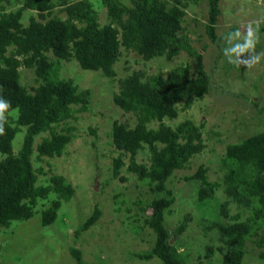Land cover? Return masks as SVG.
<instances>
[{
  "label": "trees",
  "instance_id": "1",
  "mask_svg": "<svg viewBox=\"0 0 264 264\" xmlns=\"http://www.w3.org/2000/svg\"><path fill=\"white\" fill-rule=\"evenodd\" d=\"M219 1L206 0L204 29L212 42L218 37L215 26ZM188 2L198 0H101L107 20L100 24L90 0H19L17 8L8 10L5 6L10 0H0V103L9 105L0 113V128L4 129L0 153L5 155L0 160V230L13 220L30 218L38 199L52 192L55 197L40 211L39 219L41 226L50 225L58 218L62 201L70 200L75 192L63 175L54 172L45 184L37 183L38 174L50 169L34 167L32 160L33 154L46 163L67 154L73 137L71 127L57 130L55 125L75 118V112L85 111L91 98L89 88L79 89L73 79L58 75L61 61L74 59L81 68L98 70L110 79L115 76L121 47L144 60L162 56L172 61L184 52L193 61L192 69L181 63L167 73L146 74L135 69L118 80V90L112 92L111 100L122 112L131 113L134 122L111 123L110 143L117 155L111 157L108 179L126 181L127 177L119 173L123 167L152 194L136 209L141 214L139 228L146 227L154 235L152 245L139 252L130 249L127 256L138 261L157 258L161 264H186L188 252H183L180 237L190 215L186 212L173 229L168 227L166 216L175 196L166 184L175 171L189 168L191 159L203 151V121L195 123L187 118L171 127L163 120L177 117L179 110L188 109L211 89L203 54L183 31ZM56 6L63 17L54 13ZM26 9L32 12L26 14L25 22L21 18H25L22 14ZM237 29L234 26L232 31L239 35ZM255 30L264 32V24L255 26ZM20 67L32 69L35 85L22 83ZM90 131L94 133V129ZM19 134L21 138H17ZM37 135L41 137L36 142ZM14 139L20 141L16 152L11 147ZM144 148L149 152L148 163L136 159L137 152ZM62 158L63 166L69 167L72 161L67 156ZM219 169L221 176L209 179L208 167L199 163L195 171L183 175L185 181L197 182L195 206L211 212L198 220L208 241L203 244L202 255L212 264L214 246L219 244L217 264H244L249 241L264 245V129L227 143ZM231 203L236 205L233 214ZM100 215V208L94 205L74 235L89 229ZM77 248L69 247V254L75 264H82ZM258 258L262 260L264 252ZM104 260V264L109 263V257Z\"/></svg>",
  "mask_w": 264,
  "mask_h": 264
},
{
  "label": "rangeland",
  "instance_id": "2",
  "mask_svg": "<svg viewBox=\"0 0 264 264\" xmlns=\"http://www.w3.org/2000/svg\"><path fill=\"white\" fill-rule=\"evenodd\" d=\"M59 1L52 0L53 3ZM90 1L98 12L100 24H103L107 19L101 0ZM18 5L19 0H10L5 8L15 9ZM219 6L220 13L215 26L218 37L214 42L208 38L204 29L207 19L206 0L188 2L184 8L183 31L192 46L203 54L211 89L202 99L194 100L188 109L179 110L177 117L163 120L171 127L187 118L195 123L203 121V151L191 159L189 168L175 171L166 184L175 196L166 216L168 227L173 229L186 212L190 215L188 226L180 237L185 245H182L183 252H188L185 254L186 264H208L202 255L203 244L208 241L201 233L202 227L198 220L206 212L210 216L211 212L195 206L197 182L185 181L183 175L192 173L199 163H203L208 167L209 179L221 176L219 159L227 143L264 129V32L255 30V26L264 24V0H220ZM58 8H54V13L63 17ZM31 12L26 9L22 15L25 17ZM21 20L26 22V17ZM234 26L240 31L239 35L232 31ZM249 33L251 36H247ZM249 41L252 44L250 48H245L243 52L233 51ZM180 63L189 64L191 69L194 65L184 52L172 61H166L162 56L144 60L135 52L121 47L120 56L114 65L115 76L108 79L98 70L81 68L74 59L60 62L58 75L73 79L79 89L89 88L91 98L85 111L75 112V118L55 125L57 130L61 126L71 127L73 137L66 148L67 154L61 155L60 159H47L48 163L36 160L33 154L32 160L34 167L50 169L49 172L38 174L37 183L45 184L54 172L63 175L75 192L70 200L62 201L58 218L50 225L41 226L39 219L40 211L55 197L52 192L46 198L38 199L30 218L13 220L7 228H2L1 264H75L69 254V247L81 250L82 264H104V259L108 257V264H161L157 258L138 261L127 256L130 249L139 252L152 245L154 235L146 227L139 228L141 222L138 219L141 214L136 213L137 207L148 202L152 194L146 184L123 167L119 173L127 177L126 181L108 179L111 157L117 155L110 143L111 123L114 120L128 121L130 124L134 122L131 113H124L113 104L111 94L117 92L118 80L131 70L141 69L146 74L167 73L171 67ZM20 74V80L26 86L37 83L32 69L20 67ZM156 123L151 124L156 126ZM91 129H94V133ZM21 137V134L17 136ZM40 137H35L36 142ZM19 146L18 139L12 140L13 152ZM4 156L0 153V160ZM62 156L72 161L69 167L63 166ZM123 158L126 162L127 157ZM136 159L148 163V150L144 148L138 151ZM138 200L140 204H135ZM94 205L101 210L99 219L89 229L74 235L73 231L90 214ZM229 209L232 214L235 213L236 205L231 203ZM214 249L212 264H217L221 250L219 244ZM260 252H264V245L258 246L249 241L244 264H264V258H258Z\"/></svg>",
  "mask_w": 264,
  "mask_h": 264
},
{
  "label": "clouds",
  "instance_id": "3",
  "mask_svg": "<svg viewBox=\"0 0 264 264\" xmlns=\"http://www.w3.org/2000/svg\"><path fill=\"white\" fill-rule=\"evenodd\" d=\"M249 36H251V33H249ZM251 46H252L251 41H249L245 46L239 47L238 49H234L233 51L243 52L245 48H250ZM8 108H9L8 104L0 103V113H3ZM3 134H4V129L0 128V135H3Z\"/></svg>",
  "mask_w": 264,
  "mask_h": 264
},
{
  "label": "water",
  "instance_id": "4",
  "mask_svg": "<svg viewBox=\"0 0 264 264\" xmlns=\"http://www.w3.org/2000/svg\"><path fill=\"white\" fill-rule=\"evenodd\" d=\"M170 242H171V240H170Z\"/></svg>",
  "mask_w": 264,
  "mask_h": 264
}]
</instances>
